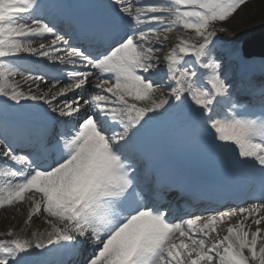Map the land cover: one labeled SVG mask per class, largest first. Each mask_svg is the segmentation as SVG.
Listing matches in <instances>:
<instances>
[{
  "label": "snow or ice",
  "instance_id": "6c2138e0",
  "mask_svg": "<svg viewBox=\"0 0 264 264\" xmlns=\"http://www.w3.org/2000/svg\"><path fill=\"white\" fill-rule=\"evenodd\" d=\"M247 2L99 0L66 31L46 0H0V209L48 226L0 231V264H264V80L237 95L233 63L257 57L219 43ZM161 122L221 157L246 206L174 221L183 189L146 147Z\"/></svg>",
  "mask_w": 264,
  "mask_h": 264
},
{
  "label": "bare ground",
  "instance_id": "6f19581e",
  "mask_svg": "<svg viewBox=\"0 0 264 264\" xmlns=\"http://www.w3.org/2000/svg\"><path fill=\"white\" fill-rule=\"evenodd\" d=\"M227 27L230 29L231 35L225 33L219 34L221 51L226 54L233 45H226L225 41H232L234 45L239 46V42H241L245 37L264 30V0H248V2L245 5H242L234 16L227 22ZM40 42L41 41H36L33 44V47L38 48ZM256 62H260L259 58H257L254 63ZM29 66L33 67L30 64ZM262 78H257L255 83L263 80ZM17 79L20 78L17 77ZM26 214L27 212L24 211L23 207H20V204H17L15 207L0 209V231H5L9 228H12L14 231L24 229L21 234L30 235L31 230L29 231L27 226L24 224ZM14 222H16L15 227H13ZM33 222L35 225L39 226V231H46L48 229V226L40 218L34 217ZM223 234L224 233H221V235Z\"/></svg>",
  "mask_w": 264,
  "mask_h": 264
},
{
  "label": "rangeland",
  "instance_id": "374dc122",
  "mask_svg": "<svg viewBox=\"0 0 264 264\" xmlns=\"http://www.w3.org/2000/svg\"><path fill=\"white\" fill-rule=\"evenodd\" d=\"M261 32H264V30H261V31H258L257 33H261ZM257 33H254V34H257ZM254 34H251V35H249L248 37H251L252 35H254ZM248 37H245V38H248ZM244 38V39H245ZM172 39L174 40L175 39V36H174V34L172 35ZM243 41V40H242ZM241 41V42H242ZM241 42H239V46H241ZM30 103H32V102H30ZM20 207H23L24 208V211H26L27 212V214H26V218H27V215H28V212H29V207L28 206H25V204H20ZM13 219V218H12ZM233 221H235V220H233ZM16 225V222H14V225H13V227ZM29 227V229L31 230V232L32 231H37V226L34 224V222H32L31 223V225L30 226H28Z\"/></svg>",
  "mask_w": 264,
  "mask_h": 264
},
{
  "label": "water",
  "instance_id": "95a60500",
  "mask_svg": "<svg viewBox=\"0 0 264 264\" xmlns=\"http://www.w3.org/2000/svg\"><path fill=\"white\" fill-rule=\"evenodd\" d=\"M259 43L261 44V47H259L258 49H256L254 52L255 54H259L264 51V35H261L260 39L258 40Z\"/></svg>",
  "mask_w": 264,
  "mask_h": 264
}]
</instances>
